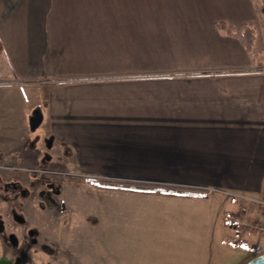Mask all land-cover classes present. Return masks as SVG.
<instances>
[{"label": "crops", "instance_id": "obj_1", "mask_svg": "<svg viewBox=\"0 0 264 264\" xmlns=\"http://www.w3.org/2000/svg\"><path fill=\"white\" fill-rule=\"evenodd\" d=\"M256 1L0 0V160L26 168L46 155L104 172L99 178L198 189L116 190L192 203L205 221L222 216L233 237L236 203L222 192L264 191ZM219 23L252 26V51ZM35 115L43 140L31 132Z\"/></svg>", "mask_w": 264, "mask_h": 264}, {"label": "rangeland", "instance_id": "obj_2", "mask_svg": "<svg viewBox=\"0 0 264 264\" xmlns=\"http://www.w3.org/2000/svg\"><path fill=\"white\" fill-rule=\"evenodd\" d=\"M256 2L263 13V5ZM31 132L43 140L40 129L33 128ZM43 144L49 147L50 142L44 140ZM43 144L40 148L46 150ZM58 158L49 161L50 157L42 155L35 167L29 163L26 168L16 158L0 160V217L10 229L15 211L26 219L28 226L38 230V241L52 250L50 254L39 253L26 243L24 263L245 264L253 257L245 248L233 246L248 236L237 238L233 228H230L233 237L228 230L223 232L222 216L218 223L212 219L205 221L192 203L183 207L175 201L161 202L156 195L127 194L116 190L120 188L113 191L107 186L132 182L156 184L160 180L99 178L104 172H95L87 166L82 169L71 159L61 157L63 161H57ZM11 181L21 183L31 190V195L13 203L11 193L1 188L4 182ZM47 190L49 195H45ZM222 193L230 200V192ZM261 244L264 246V240ZM11 251L7 250L5 255L9 259Z\"/></svg>", "mask_w": 264, "mask_h": 264}, {"label": "flooded vegetation", "instance_id": "obj_3", "mask_svg": "<svg viewBox=\"0 0 264 264\" xmlns=\"http://www.w3.org/2000/svg\"><path fill=\"white\" fill-rule=\"evenodd\" d=\"M1 188L5 193H11V197L14 199L13 203L17 202V200H24L31 195V190L23 187L18 181L4 182ZM49 192L50 190H47L45 195H49ZM53 192L58 193V190H53ZM11 218L14 225L9 229L8 223L0 217V251L3 252L0 255V262L3 264H26L24 263L26 243L31 244L36 252H42L43 254H50L52 252L48 244L38 241V230L32 226H28L26 219L16 214L15 211L11 215ZM9 249L13 250L11 251L12 256H10V259L5 256Z\"/></svg>", "mask_w": 264, "mask_h": 264}, {"label": "built area", "instance_id": "obj_4", "mask_svg": "<svg viewBox=\"0 0 264 264\" xmlns=\"http://www.w3.org/2000/svg\"><path fill=\"white\" fill-rule=\"evenodd\" d=\"M228 197L239 205L236 213L229 217V227L236 230L237 238L248 236L245 240H238L236 245L243 244L253 257L264 254V246L261 244L264 240V191L257 196L230 193ZM249 237L255 241L251 242L252 238Z\"/></svg>", "mask_w": 264, "mask_h": 264}, {"label": "trees", "instance_id": "obj_5", "mask_svg": "<svg viewBox=\"0 0 264 264\" xmlns=\"http://www.w3.org/2000/svg\"><path fill=\"white\" fill-rule=\"evenodd\" d=\"M261 5L264 7V0H260ZM259 13V9H257ZM264 11V10H263ZM216 27L224 31V33L228 36L236 38L244 47L246 52H251L254 47V42L256 39V31L255 29L246 24L240 25L236 30H229L224 24H217ZM109 184V183H108ZM107 185V184H106ZM107 186H111L112 188H120V189H128V190H142V191H154V192H165L176 195H202L203 192L198 189H192L181 186H167L162 184H153V183H117L110 184Z\"/></svg>", "mask_w": 264, "mask_h": 264}, {"label": "water", "instance_id": "obj_6", "mask_svg": "<svg viewBox=\"0 0 264 264\" xmlns=\"http://www.w3.org/2000/svg\"><path fill=\"white\" fill-rule=\"evenodd\" d=\"M40 122V117L35 115L30 119V127L35 128ZM0 264H3L0 262ZM245 264H264V254L256 257H252Z\"/></svg>", "mask_w": 264, "mask_h": 264}]
</instances>
